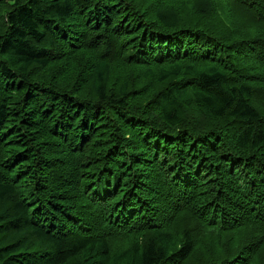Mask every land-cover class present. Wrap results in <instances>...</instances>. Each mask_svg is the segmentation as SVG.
Segmentation results:
<instances>
[{
  "label": "trees",
  "instance_id": "trees-1",
  "mask_svg": "<svg viewBox=\"0 0 264 264\" xmlns=\"http://www.w3.org/2000/svg\"><path fill=\"white\" fill-rule=\"evenodd\" d=\"M0 264H264V0H0Z\"/></svg>",
  "mask_w": 264,
  "mask_h": 264
}]
</instances>
